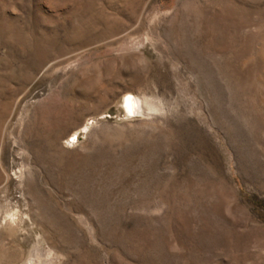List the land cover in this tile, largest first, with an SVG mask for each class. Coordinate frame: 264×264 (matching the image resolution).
<instances>
[{
    "label": "rangeland",
    "instance_id": "374dc122",
    "mask_svg": "<svg viewBox=\"0 0 264 264\" xmlns=\"http://www.w3.org/2000/svg\"><path fill=\"white\" fill-rule=\"evenodd\" d=\"M0 264H264V0H0Z\"/></svg>",
    "mask_w": 264,
    "mask_h": 264
},
{
    "label": "clouds",
    "instance_id": "9594fccd",
    "mask_svg": "<svg viewBox=\"0 0 264 264\" xmlns=\"http://www.w3.org/2000/svg\"><path fill=\"white\" fill-rule=\"evenodd\" d=\"M131 97V101L135 102V109L129 112L126 104L129 102L128 98ZM124 115L128 119H147L153 116L161 115L162 101L161 98L142 95L140 97H134L132 94H127L123 98Z\"/></svg>",
    "mask_w": 264,
    "mask_h": 264
},
{
    "label": "snow or ice",
    "instance_id": "6c2138e0",
    "mask_svg": "<svg viewBox=\"0 0 264 264\" xmlns=\"http://www.w3.org/2000/svg\"><path fill=\"white\" fill-rule=\"evenodd\" d=\"M128 101L129 102L131 101V97L128 98ZM126 107L128 108L129 112L131 113V111H132V105H131V103H127L126 104Z\"/></svg>",
    "mask_w": 264,
    "mask_h": 264
},
{
    "label": "bare ground",
    "instance_id": "6f19581e",
    "mask_svg": "<svg viewBox=\"0 0 264 264\" xmlns=\"http://www.w3.org/2000/svg\"><path fill=\"white\" fill-rule=\"evenodd\" d=\"M134 96V95H133ZM135 97V96H134ZM128 103H131V105H132V110H134L135 109V102L134 101H130V102H128Z\"/></svg>",
    "mask_w": 264,
    "mask_h": 264
}]
</instances>
